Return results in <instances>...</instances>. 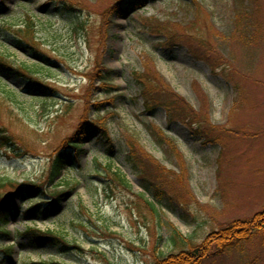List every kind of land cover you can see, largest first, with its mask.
<instances>
[{
    "label": "rangeland",
    "instance_id": "1",
    "mask_svg": "<svg viewBox=\"0 0 264 264\" xmlns=\"http://www.w3.org/2000/svg\"><path fill=\"white\" fill-rule=\"evenodd\" d=\"M124 1L0 0V31L9 34L0 36V53L15 70L0 73V143L5 136L13 143L0 146V200L14 191L17 206L5 227L9 234L0 233V247L12 246L9 254L0 249V264H154L158 253L180 249L168 243L170 222L196 246L264 209V0L244 1L255 21L250 30L234 22L242 0H138L125 16L105 14ZM28 17L36 38L19 45L9 25L16 29ZM152 21L167 24L166 33L181 43L151 33ZM26 44L47 57L35 75L56 96L27 87L24 64L40 58ZM135 71L158 72L170 89L158 96L192 118L177 112L172 118L161 105L149 109ZM98 118L110 141L100 129L87 133L73 169L50 181L52 156L64 140ZM152 124L174 150L154 140ZM199 128L208 132L207 142ZM127 142H137L146 179L167 190L163 228L138 195L153 197L154 187L147 188L129 160ZM107 164L126 174L131 190L113 182ZM62 177L68 182L57 187L65 192L57 207L46 204L49 193L40 201L28 195L25 183L53 187ZM31 227L61 234L68 249L45 240L35 245L25 233ZM203 264H264V231Z\"/></svg>",
    "mask_w": 264,
    "mask_h": 264
},
{
    "label": "trees",
    "instance_id": "2",
    "mask_svg": "<svg viewBox=\"0 0 264 264\" xmlns=\"http://www.w3.org/2000/svg\"><path fill=\"white\" fill-rule=\"evenodd\" d=\"M243 7L241 10H238L239 12L235 14V23H240L242 21V24L246 22L243 27L247 30H250L252 27H254V19L253 17H250L251 10L248 3L244 2L246 0H242ZM125 3H116L112 7H110L105 14L109 15L113 10L117 13L115 18H119L121 16H125L130 10H134L138 7V0H125ZM195 0H193L194 4ZM196 3V2H195ZM66 8H69L68 5L65 6ZM9 23V22H8ZM179 24V23H178ZM180 25V24H179ZM237 26H240L238 24ZM10 29H13V31L17 34L15 36L19 37V39L14 38L15 41L18 42L19 45L21 43L30 41L29 38H36L35 37V22L30 17L27 18V20L20 26L16 27L14 25H9ZM168 25L164 24L162 22H158L157 24L153 21L149 26H147V29L154 34H166L168 37H166V42L171 44L181 43L180 36L177 35H171L167 34L169 32ZM165 30V31H164ZM164 32V33H162ZM5 35H9L4 29H1L0 36L2 38H5ZM186 35V33H185ZM188 35V33H187ZM13 40V41H14ZM14 41V42H15ZM20 42V43H19ZM27 45V44H26ZM28 48H30L31 54L36 58L39 59L38 62H35L31 65L24 64L25 69L27 72V81L29 82V85L27 86L31 92H39L41 94L45 95H51L56 96L58 91L55 87L46 84L36 76L35 74L42 68H46V64L48 62L47 57L40 56L38 53L39 51H36V47L27 45ZM192 49V48H190ZM2 55V56H1ZM4 55L0 53V73L4 74L9 71H15L14 67L11 68L9 66V63L5 62L3 59ZM208 62V64L211 66V68H216L214 63H212L209 58L205 60ZM18 72V71H17ZM146 71L137 72L135 71L132 73V76L136 78L137 83L140 85L142 92L145 95L146 98V105L149 109H153L156 106H162L163 108H166L171 117L173 118V114L176 113L178 116H182L183 114L187 113L189 118H192L188 113V109L182 106L175 107L173 101H170L167 99V97H159L160 91L162 92H168L170 91L168 85L164 86L163 83V77H161L158 72L155 71H149L148 73H145ZM19 73V72H18ZM19 74H22L21 72ZM35 77H38L39 79H35ZM104 83L106 81V76H100ZM160 77V79H159ZM2 78V77H0ZM163 87H166V90H163ZM109 90V89H107ZM170 93V92H169ZM173 94V93H172ZM161 96V95H160ZM175 96V95H174ZM175 107V110L173 108ZM192 108V107H191ZM100 110V108L98 109ZM193 111V109H191ZM191 114H193L191 112ZM190 115V116H189ZM88 113L85 114L83 117L85 120L87 119ZM183 119L189 120L186 116L182 117ZM105 120L102 118L98 119H90L87 124H90L89 127H85V125H81L79 128H77L76 132L72 135L70 138H66L63 143V148L56 152L52 156V164L50 169L49 178L50 181L55 180L57 177L61 176L63 172L68 171L69 169H73L74 162L79 161L80 153L83 151L82 145L85 142V138L87 136V133L94 134L96 130L100 129L101 134L104 138H106L107 141H110V138L108 137V130L106 128V125L104 123ZM86 124V125H87ZM150 131L155 137L154 140L158 142L160 145H164L166 143H171L173 146L172 149L174 150V145L172 139H168L166 137H163V135L160 136L158 132H156L155 125H149ZM198 134H201L204 139L209 140L208 132L202 130V128H199L196 130ZM5 140L0 143V146L7 145V142H11V137L5 136ZM14 142V141H13ZM12 143V142H11ZM13 144V143H12ZM129 151H128V158L130 161H134V164H136L139 169H141L142 175L145 178V182L148 183L149 186H153V197H147L146 193L144 191H140L138 193L139 197L144 199L147 206L150 208L152 213H154L155 218L158 220V223L162 228L163 225V214L161 203L166 198L165 195H167V190L160 184L157 183L155 180V176H152V178L149 177V179H146V175L143 174V170L147 174V168L145 166L144 161L138 157L139 153L141 154V151L139 147L137 146V142H127ZM170 145V144H169ZM165 146V145H164ZM113 150V147L110 145L108 147V152H111ZM112 154V153H111ZM142 165V166H141ZM143 167V168H142ZM106 168L110 172L111 176L113 177L112 180L114 183H118L125 188L132 189V183L127 178L126 174H124L120 169H114L112 167V164H107ZM143 169V170H142ZM68 182V178L62 177L59 183L54 185L53 187H47L46 185H38V184H28L27 185V192L29 195H36L42 193H49L52 197V201L50 202V207H57V204L61 200V197L65 194L62 191H57V187L63 183ZM3 184V183H2ZM8 184L10 186H15V182L12 180H9ZM11 196H13V193L11 192L8 196H5L0 201V233L9 234L8 231L5 230V227L10 223L11 221V215L13 211H15L17 208L15 207V204L11 201ZM38 200L41 195H38ZM36 207V206H35ZM37 208H34L33 211H37ZM40 213H38L39 215ZM170 235L168 236V243L172 247L180 248L179 251L177 250H169L166 254L164 252L158 253L157 260L154 264H203L204 261L209 260L210 258L225 254L226 251H230L233 247L237 246L239 243L248 241L253 236L259 232L264 231V209L262 211H259L254 216L246 219H240L237 221H233L229 223L226 226H221L222 228L218 231L209 233L206 238L203 240V242L199 245H193V237L191 235H185L183 234L178 227L175 226L174 223L170 222ZM54 230H47L43 231L41 229H38L36 227L28 228L25 233L30 234L31 238L33 240V243L35 245H40L42 241H47L50 244H56L61 245V248H67L69 247V240L58 233H53ZM164 236H161V239ZM12 246H4L3 249L9 253L11 251ZM158 246L156 245L155 251ZM82 249V248H80ZM41 264H49L45 261V263Z\"/></svg>",
    "mask_w": 264,
    "mask_h": 264
}]
</instances>
